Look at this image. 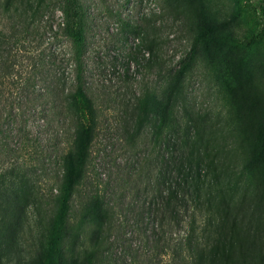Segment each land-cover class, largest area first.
Masks as SVG:
<instances>
[{
  "label": "trees",
  "instance_id": "1",
  "mask_svg": "<svg viewBox=\"0 0 264 264\" xmlns=\"http://www.w3.org/2000/svg\"><path fill=\"white\" fill-rule=\"evenodd\" d=\"M240 11L249 31L246 44L264 47L263 4L240 0ZM117 17L120 27L110 37L127 60L115 58L111 66L121 67L127 81L132 66L149 73L157 67L161 74L157 25ZM91 19L83 0H0V143L7 137L4 126L16 118L23 142H32L29 148L34 156L41 153L44 165L41 189L35 175L19 173L21 167L0 174V245H10L13 262L22 264H154L166 257V264H257L261 246L253 245L231 167L206 119L188 107L186 63L161 89H146L122 127L124 149L138 158V166L127 167L138 183L130 206L140 208L135 220L124 216V190L112 188L111 174L101 181L92 158L98 118L87 82ZM47 36L53 42L43 46V56L36 62L32 49L31 69L15 76L14 49L25 42L39 49ZM104 68L100 63L97 70ZM42 80L46 87L37 94H23L32 113L7 109L11 84L34 92ZM35 118L36 129L30 123ZM130 227L145 240L139 248L148 259L136 258L140 249L126 245ZM26 228L30 243L22 246ZM115 247L131 261L114 260Z\"/></svg>",
  "mask_w": 264,
  "mask_h": 264
},
{
  "label": "rangeland",
  "instance_id": "2",
  "mask_svg": "<svg viewBox=\"0 0 264 264\" xmlns=\"http://www.w3.org/2000/svg\"><path fill=\"white\" fill-rule=\"evenodd\" d=\"M83 1L91 13L93 25L88 35L89 56L93 58L87 61V82L96 101L98 131L92 158L100 180L106 182L111 174L114 179L112 188L121 186L124 190L127 210L123 212L124 216L135 220L140 208L130 206L138 183L130 180L127 167L138 166V158L133 151L124 149L122 127L132 117L140 95L146 89H161L186 63L188 107L194 114L206 119L207 131L215 134V145L222 154L223 162L231 167L239 187L237 201L244 202L248 210L246 223L254 239L253 245L261 246L256 263L264 264V47L246 44L249 31L240 11V0ZM252 1L263 4L264 9V0ZM117 16L132 24L146 20L157 25L163 65L161 74H158L157 67L149 73L132 66V77L127 81L122 78L121 67L114 69L111 66L115 58L120 63L127 60L125 51L120 49V45L113 44L110 37L120 27ZM42 42L39 49L36 47L40 45L35 42H25L14 49L11 59L16 63L15 76L31 69L34 61L31 62L29 52L32 49H35L33 55L37 62L43 56V46L49 48L53 39L47 36ZM100 63L106 68L98 71ZM45 87L43 80L37 83L34 92L22 90L20 84H11L7 109L15 111L18 107L26 115L32 113V105L25 104L27 96L23 94L29 98ZM14 119L12 117L10 121L13 122L6 124V128L4 126L7 137L0 143V174L13 167H21L19 173L35 175L41 189L43 158L41 153L34 156V150L29 148L32 142H23L24 136L19 134L21 126ZM24 119L21 115L18 120ZM30 123L34 129L38 127L36 118ZM25 134H28V129ZM30 138L35 139V131L32 130ZM32 156L36 157L35 161ZM29 160L37 167L36 171L30 172ZM25 163L28 165L23 167ZM126 232L123 236L126 245L132 244L134 251L144 247L145 240L138 231L130 227ZM29 237V228H26L25 245L22 246L30 243ZM9 249L10 245H0V264H22L21 260L13 262ZM123 251V248L115 247L113 259L130 262ZM138 254L136 258L142 256V260L148 259L143 256V249ZM167 259H155L154 264H164Z\"/></svg>",
  "mask_w": 264,
  "mask_h": 264
}]
</instances>
